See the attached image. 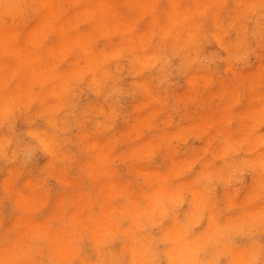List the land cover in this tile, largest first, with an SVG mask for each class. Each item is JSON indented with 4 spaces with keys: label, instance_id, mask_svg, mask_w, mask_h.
I'll use <instances>...</instances> for the list:
<instances>
[{
    "label": "clouds",
    "instance_id": "obj_1",
    "mask_svg": "<svg viewBox=\"0 0 264 264\" xmlns=\"http://www.w3.org/2000/svg\"><path fill=\"white\" fill-rule=\"evenodd\" d=\"M0 264H264V0H0Z\"/></svg>",
    "mask_w": 264,
    "mask_h": 264
},
{
    "label": "rangeland",
    "instance_id": "obj_2",
    "mask_svg": "<svg viewBox=\"0 0 264 264\" xmlns=\"http://www.w3.org/2000/svg\"><path fill=\"white\" fill-rule=\"evenodd\" d=\"M85 12H84V11ZM85 13H88L87 12V9H81V17H80V15L79 16H75L74 14H76V13H71L69 16H66V17H64V19H63V21H61V22H57L56 24H53V28L52 27H50V28H47V29H45L44 27H43V21H41V23H39V24H36V25H34L26 34H24L23 35V37H22V47L24 48V49H32V50H35V52H36V55H34L32 58H31V60H30V63H32V64H30V65H32L31 66V70H33L34 72H38V73H42L43 71L45 72V69L44 68H46V67H48V69H49V67H50V64L51 63H53V65H57V64H59V62H60V64L58 65L62 70L65 68V65H72L73 64V62H74V60H76L79 56H81V55H92V47L90 48V46H92V45H90L89 43H91V41H90V38H89V32L88 31H86L84 28H79V29H77L76 28V25H77V23H78V20L80 19V18H84L85 19V15L84 14ZM87 15V14H86ZM80 17V18H79ZM87 17H88V15H87ZM87 17H86V19H87ZM68 18V19H67ZM71 18V19H70ZM76 20H75V19ZM67 19V20H66ZM75 20L76 21V23L75 22H72V20ZM73 20V21H74ZM70 22L74 25H71L70 24ZM68 23V24H67ZM76 24V25H75ZM39 25V26H38ZM41 26L43 27V28H41ZM67 26H69V28H67ZM38 29H37V28ZM58 27V28H57ZM60 27H62V28H60ZM70 27L71 28H73L72 30L70 29ZM55 28V29H54ZM57 28V29H56ZM64 28H65V31L63 32L62 31V29L64 30ZM146 28H147V26L145 27V29H142L141 31H144V30H146ZM33 29H34V31H33ZM66 29H68V31L66 30ZM76 29V30H75ZM44 30H45V33H43L44 32ZM60 30L64 33H60ZM71 30V31H70ZM58 31V32H57ZM77 31V32H76ZM32 32H33V35L34 36H32ZM37 32H38V34H37ZM49 32H51V34L49 33ZM43 33V34H42ZM71 33V34H70ZM83 33V34H82ZM30 34V35H29ZM54 34L56 35V36H54ZM59 34V35H58ZM60 34H62V37H60ZM67 34V36H65ZM72 34H73V36H72ZM26 35V36H25ZM36 35H38V36H36ZM40 35H42V36H40ZM58 35V36H57ZM65 37H64V36ZM70 35V36H69ZM79 35V36H78ZM86 35H88V36H86ZM28 36V37H27ZM37 37V39H36V37ZM50 36H51V38H50ZM80 37V36H82V37H80V38H78V37ZM33 37H34V39H36L37 41H39L38 42V44L39 45H36L37 43H36V40H34L33 39ZM39 37V38H38ZM53 37V38H52ZM26 38V39H25ZM49 38V39H48ZM84 38V39H83ZM29 39H32L31 41L29 40ZM39 39V40H38ZM64 41H63V40ZM70 39V40H69ZM76 39H79L78 41H80V43H78L77 42V40ZM82 39V40H81ZM85 39H87V40H85ZM34 40V41H33ZM76 40V43L77 44H81V42L82 41H87L88 43H87V45L85 46V48L87 49V53L86 52H84L85 50L83 49V54H79V52H74L73 50H74V48L77 46V44H75V41ZM28 41V42H27ZM30 41V42H29ZM45 41V42H44ZM66 41V42H65ZM75 44H72V42ZM47 42V43H46ZM59 42V43H58ZM25 43H26V45H25ZM29 43V44H28ZM25 46H24V45ZM33 44H35V45H33ZM46 44V45H45ZM53 44V45H52ZM65 44H68V46L70 47H67V45L65 46ZM70 44V45H69ZM32 45V46H31ZM35 47V48H32V47ZM52 46V47H51ZM65 46V47H64ZM75 46V47H74ZM46 48V49H45ZM54 49V50H53ZM63 49V50H62ZM70 49V50H69ZM73 49V50H72ZM89 49V50H88ZM91 50V51H90ZM46 51H47V53H46ZM59 51H62V52H59ZM64 51H65V54H64ZM70 51H72V52H70ZM38 52V53H37ZM89 52V53H88ZM58 53V54H57ZM60 53V54H59ZM62 53V54H61ZM67 53V54H66ZM22 54V53H21ZM60 55H61V57L63 58H61L60 57ZM67 56L68 57V59H65L64 57L65 56ZM36 56V57H35ZM57 56V57H56ZM21 57V58H20ZM19 57V61H20V63L21 64H23L24 62V58H23V54H22V56H20ZM36 58V61L34 62V61H32V60H35V58ZM61 59H60V58ZM66 57V58H67ZM38 58V59H37ZM54 58V59H53ZM56 58V59H55ZM57 59H58V61H57ZM40 60V61H39ZM50 60V61H49ZM55 60V61H54ZM62 60H64V62L62 61ZM32 61V62H31ZM57 61V62H56ZM63 63H62V62ZM42 62V63H41ZM56 62V63H55ZM44 64V65H43ZM46 64V65H45ZM36 65V66H35ZM52 65V64H51ZM34 67H35V69H34ZM39 67V68H38ZM33 68V69H32ZM36 68H38L37 70H36ZM41 69V70H40ZM47 71V70H46ZM37 73V74H38ZM133 105L132 104H130L129 105V108H131ZM209 116H211V118L214 120L215 119V116H213L211 113H208V114H205L204 115V117H202L203 119H208V117ZM127 126L128 125H126V124H121L120 126H119V130H126V128H127ZM136 127V128H135ZM134 129H132V132H131V135L132 136H135L136 134H137V132L140 130L139 129V127L138 126H134L133 127ZM138 128V129H137ZM201 146V143L200 142H198L197 144H196V147H200ZM126 147V146H125ZM44 162H46V160L44 161ZM173 162H176V163H173ZM178 162L176 161V160H174L173 159V161H172V165H173V167H175V165L177 164ZM162 174V172H159L158 173V175H161ZM155 174H157V173H155ZM110 195L112 194V193H109ZM6 226H9V225H7L6 224Z\"/></svg>",
    "mask_w": 264,
    "mask_h": 264
},
{
    "label": "bare ground",
    "instance_id": "obj_3",
    "mask_svg": "<svg viewBox=\"0 0 264 264\" xmlns=\"http://www.w3.org/2000/svg\"><path fill=\"white\" fill-rule=\"evenodd\" d=\"M83 11H84V10H83ZM84 12H85V11H84ZM83 14H84V13H83ZM86 14L88 15V13H85V14H84V15H85V19H86V17H87ZM74 15L77 17V14H74ZM80 17H81V14H80ZM80 17H79V18H80ZM87 18H88V17H87ZM67 19H68V18H67ZM67 19H66V20H67ZM70 19H71V18H70ZM74 19H75V18H74ZM74 19H73V20H74ZM73 20H72V22H75V23H76V21H75L76 19H75L74 21H73ZM67 24H68V23H67ZM70 24L73 25L71 22H70ZM75 25H76V24H75ZM38 26H39V25H38ZM73 26H74V25H73ZM36 28H37V27H36ZM41 28H43V27L41 26ZM52 28H53V27H52ZM57 28H58V27H57ZM57 28H56V29H57ZM60 28H62V27H60ZM67 28H69V26H67ZM76 28H77V27H76ZM37 29H38V28H37ZM54 29H55V28H54ZM70 29L72 30L73 28L70 27ZM47 30H48V29H47ZM66 30L68 31V29H66ZM71 30H70V31H71ZM75 30H76V29H75ZM33 31H34V29H33ZM62 31L64 32V31H65V28H64V30L62 29ZM62 31L60 30V33H63ZM57 32H58V31H57ZM76 32H77V31H76ZM43 33H45V30H44ZM43 33H42V34H43ZM49 33L51 34V32H49ZM37 34H38V32H37ZM63 34H64V33H63ZM70 34H71V33H70ZM82 34H83V33H82ZM9 35H10V34H9ZM29 35H30V34H29ZM34 35H35V34H34ZM34 35H33V32H32V36H34ZM58 35H59V34H58ZM58 35H57V36H58ZM25 36H26V35H25ZM36 36H38V35H36ZM36 36H35V37H36ZM40 36H42V35H40ZM54 36H56V35L54 34ZM63 36H64V35H63ZM65 36H67V34H66ZM65 36H64V37H65ZM69 36H70V35H69ZM72 36H73V34H72ZM78 36H79V35H78ZM78 36H77V37H78ZM86 36H88V35H86ZM27 37H28V36H27ZM60 37H62V34H60ZM80 37H82V36H80ZM80 37H78V38H80ZM38 38H39V37H38ZM50 38H51V36H50ZM52 38H53V37H52ZM89 38H90V36H89ZM25 39H26V38H25ZM33 39H34V37H33ZM36 39H37V37H36ZM36 39H34V40H36ZM48 39H49V38H48ZM83 39H84V38H83ZM29 40L31 41L32 39H29ZM34 40H33V41H34ZM38 40H39V39H38ZM62 40H63V39H62ZM69 40H70V39H69ZM76 40H77L78 43H80V41H78L79 39H76ZM76 40L74 41L75 44H77V43H76ZM81 40H82V39H81ZM85 40H87V39H85ZM30 41H29V42H30ZM63 41H64V40H63ZM90 41H91V40H90ZM27 42H28V41H27ZM38 42H39V41L36 40V43H37L36 45H39ZM44 42H45V41H44ZM65 42H66V41H65ZM71 42H72V41H71ZM46 43H47V42H46ZM58 43H59V42H58ZM28 44H29V43H28ZM72 44H74V43L72 42ZM75 44H74V45H75ZM89 44L92 45L91 43H89ZM23 45H24V44H23ZM25 45H26V43H25ZM25 45H24V46H25ZM33 45H35V44H33ZM45 45H46V44H45ZM52 45H53V44H52ZM66 45H67V47H69L68 44H65V46H66ZM69 45H70V44H69ZM77 45H79V44H77ZM86 45H87V44H86ZM86 45H85V46H86ZM31 46H32V45H31ZM65 46H64V47H65ZM51 47H52V46H51ZM70 47H71V46H70ZM70 47H69V48H70ZM74 47H75V46H74ZM91 47H92V46H90V48H91ZM32 48H35V47L33 46ZM71 48H72V47H71ZM84 48H85V47H84ZM35 49H36V48H35ZM45 49H46V48H45ZM74 49H75V48H74ZM85 49H86V48H85ZM85 49H84V50H85ZM53 50H54V49H53ZM62 50H63V49H62ZM69 50H70V49H69ZM72 50H73V49H72ZM88 50H89V49H88ZM73 51H74V50H73ZM90 51H91V50H90ZM59 52H62V51H59ZM70 52H72V51H70ZM84 52L87 53V49H86ZM37 53H38V52H37ZM46 53H47V51H46ZM62 53H63V52H62ZM62 53H61V54H62ZM88 53H89V52H88ZM57 54H58V53H57ZM59 54H60V53H59ZM64 54H65V51H64ZM66 54H67V53H66ZM79 54H83V53H79ZM20 56H22V54H21ZM64 56H65V55H64ZM35 57H36V56H35ZM35 57H34V58H35ZM56 57H57V56H56ZM60 57H61V55H60ZM60 57H59V58H60ZM66 57H67V56H65L64 58H65V59H68V57H67V58H66ZM20 58H21V57H20ZM61 58H62V57H61ZM61 58H60V59H61ZM37 59H38V58H37ZM53 59H54V58H53ZM55 59H56V58H55ZM62 59H63V58H62ZM32 61L35 62V61H36V58H35V60H32ZM32 61H31V62H32ZM39 61H40V60H39ZM49 61H50V60H49ZM54 61H55V60H54ZM57 61H58V59H57ZM57 61H56V62H57ZM62 61L64 62V60H62ZM62 61H61V62H62ZM23 62H24V61H23ZM36 62H37V61H36ZM56 62H55V63H56ZM63 62H62V63H63ZM41 63H42V62H41ZM30 64H32V63H30ZM51 64L53 65V63H51ZM51 64H50V66H51ZM59 64H60V62H59ZM59 64H57V65H59ZM32 65H33V64H32ZM32 65H31V66H32ZM43 65H44V64H43ZM45 65H46V64H45ZM35 66H36V65H35ZM32 67H33V66H32ZM38 68H39V67H38ZM38 68H36V70H37ZM32 69H33V68H32ZM34 69H35V67H34ZM44 69H45V71H46V70H48V67H46V68H44ZM40 70H41V69H40ZM32 71H33V70H32ZM43 72H44V71H43ZM36 73H38V72L36 71ZM38 74H39V73H38ZM135 128H136V127H135ZM133 129H134V128H133ZM137 129H138V128H137ZM134 130H135V129H134ZM126 147H127V146H126ZM174 160H175V159H174ZM173 163H176V162H173ZM175 166H176V165H175ZM157 174H158V173H157ZM160 174H161V173H160ZM161 175H163V173H162ZM109 195H110V194H109Z\"/></svg>",
    "mask_w": 264,
    "mask_h": 264
}]
</instances>
